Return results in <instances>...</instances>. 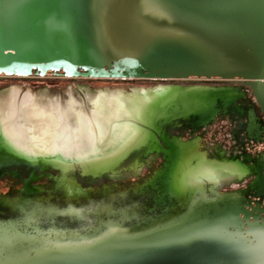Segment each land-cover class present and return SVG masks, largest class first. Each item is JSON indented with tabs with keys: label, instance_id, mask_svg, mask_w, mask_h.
I'll list each match as a JSON object with an SVG mask.
<instances>
[{
	"label": "water",
	"instance_id": "water-1",
	"mask_svg": "<svg viewBox=\"0 0 264 264\" xmlns=\"http://www.w3.org/2000/svg\"><path fill=\"white\" fill-rule=\"evenodd\" d=\"M49 74L68 80L160 84L141 91H110L131 96L129 117L123 119L130 133L110 158L72 165L30 162L16 156L0 159L64 175L52 196L25 185L22 194L0 198V226L6 231L0 236V264H90L91 258L81 261L75 253L61 259L23 250L76 247L73 239L64 246L53 243L62 237L43 244L46 237L36 235L39 229L31 234L37 223L60 227L79 218L76 201L85 195L67 177L80 170L85 177L108 176L134 153H161L162 141L169 148L164 167V176L169 178L176 168H189L194 160L176 154L191 149L169 144L166 132L181 124L204 129L218 116L236 111L245 96L242 89L219 84L162 83L240 81L263 105L264 0H0V78L44 79ZM165 184L172 186L170 181ZM112 215L117 214L110 209ZM179 226L184 231V224ZM11 228L13 234L8 232ZM171 228L167 224L166 230ZM116 231L110 241L117 239L128 250H112L110 264H264V243L251 250L242 246L225 259L215 252L218 238L207 242L187 233L180 235L184 239L167 237L156 245L126 244L123 233ZM32 237L34 241L29 242ZM206 246L211 249L203 254Z\"/></svg>",
	"mask_w": 264,
	"mask_h": 264
},
{
	"label": "flooded vegetation",
	"instance_id": "flooded-vegetation-1",
	"mask_svg": "<svg viewBox=\"0 0 264 264\" xmlns=\"http://www.w3.org/2000/svg\"><path fill=\"white\" fill-rule=\"evenodd\" d=\"M80 74L86 73L80 71ZM59 76L61 75L49 74L44 79L0 78V95L10 89L20 92L12 84L27 82L40 87L30 86L21 94L50 90V86H41L44 84L42 81L47 84L51 81H64L75 85L74 89L80 87L77 85L88 84L85 88L94 93L141 91L160 84L83 78L68 80ZM35 81L38 82L33 83ZM96 84H110L114 87L92 86ZM140 84L149 87L130 88ZM162 84H219L242 89L245 96L238 102L236 111L218 116L212 125L204 129L195 130L181 124L166 132L169 144L175 148L183 145L191 149L190 152L176 154L194 160L189 168H176L169 178L164 176L169 148L162 141L161 153L152 154L149 150L134 153L108 176L85 177L82 170L70 174L67 180L74 181L85 195L76 201L79 218L67 221L60 227L37 223L32 226L34 228H31V234L39 229L36 235L46 237L43 244L50 238L62 237L63 239H57L53 243L64 246L68 239H73L76 247L68 250L63 247L23 250L60 255L61 259L75 253L79 255L78 260H81L84 252H88L95 260L90 264H110L112 250L106 244H109L111 234L118 233L116 229L123 233L126 244L137 241L156 245L167 237L178 236L177 240L184 239L182 236L187 233L189 237L197 234L202 239L207 238V242L211 238H218L219 244L215 252L225 259H228L229 253L242 246L251 250L258 249L264 243V99L262 105L240 81L189 80ZM50 91L62 92L55 89ZM14 156L16 155L0 147V159L9 160ZM154 177L157 178L156 183L147 187ZM63 181L64 175L61 173L23 167L18 162H0V198L22 194L25 185L36 191L42 190L45 197L52 196L54 189L62 185ZM168 181L171 182V187L165 184ZM63 188L70 187L65 185ZM118 196H123V199H111ZM110 209L117 215L110 216ZM118 213L123 215L120 217ZM180 223L184 224V231L179 226ZM167 224L172 227L171 230H166ZM32 241L34 237L29 242ZM210 249L211 247L206 246L202 253L205 254Z\"/></svg>",
	"mask_w": 264,
	"mask_h": 264
},
{
	"label": "bare ground",
	"instance_id": "bare-ground-1",
	"mask_svg": "<svg viewBox=\"0 0 264 264\" xmlns=\"http://www.w3.org/2000/svg\"><path fill=\"white\" fill-rule=\"evenodd\" d=\"M130 97L81 86L25 95L7 90L0 95V147L30 162L101 159L121 148L130 133L123 120L129 117Z\"/></svg>",
	"mask_w": 264,
	"mask_h": 264
},
{
	"label": "rangeland",
	"instance_id": "rangeland-1",
	"mask_svg": "<svg viewBox=\"0 0 264 264\" xmlns=\"http://www.w3.org/2000/svg\"><path fill=\"white\" fill-rule=\"evenodd\" d=\"M38 81H35V82H33V83H37ZM30 82H27V84H15V85H13L12 84V86H14V87H17L19 90H20V92L22 93H24V92H26L27 91V89H28V87H30V86H32V87H40L38 84H29ZM41 83H44V84H42L41 86H44V87H46V86H50L49 87V89L51 90H53V89H55V90H57V91H63V90H65V89H67V88H69V87H71V88H73V87H75V85H71V84H68L67 82H64V81H51L50 82V84H47V82H44V81H42ZM77 86H81V87H88L89 85L87 84V85H77ZM92 86H94L95 88H99V87H103V88H105V87H110V88H113L114 87V85H110V84H105V85H103V84H96V85H92ZM147 87H149V86H145L144 84H140V85H137V86H131L130 88H134V89H136V88H138V89H145V88H147ZM29 90H30V88H29ZM28 90V91H29ZM58 134H61V133H58ZM40 143H42V141H39ZM2 232H6V231H3V227H1L0 226V236H1V233ZM8 232H10V233H12V232H15L12 228L11 229H8ZM13 234V233H12ZM2 245H4L3 243H1ZM7 243H5V245H6ZM106 247L108 248V247H110V251L111 250H113V249H117V250H119V249H123V250H120L119 252H126V251H124V249L125 248H127L126 247V245H121V241H119V240H117V239H115V240H111L110 242H109V244H106ZM158 250H159V248H158ZM88 253V252H87ZM86 252H84V254L80 257V259L82 260H87V259H90L91 258V261L90 262H94L93 261V258H92V255H90V254H87ZM125 254V253H124ZM88 261V260H87Z\"/></svg>",
	"mask_w": 264,
	"mask_h": 264
}]
</instances>
